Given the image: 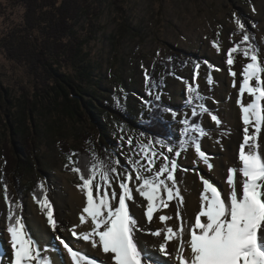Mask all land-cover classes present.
<instances>
[{
    "label": "rangeland",
    "instance_id": "rangeland-1",
    "mask_svg": "<svg viewBox=\"0 0 264 264\" xmlns=\"http://www.w3.org/2000/svg\"><path fill=\"white\" fill-rule=\"evenodd\" d=\"M8 5L7 0H0V38L24 14L21 7L5 9ZM92 5L99 16L94 39L89 40L86 17L76 30L78 37L88 40L84 59L97 65L102 80L97 99L124 106L143 121L152 101H163L173 108L166 118L174 122L176 145L155 146L138 131L121 129L113 136L111 169L100 165L90 180L83 182L65 166L71 164V158L63 154L59 140H66V147L80 144H76L75 135L85 126L66 122L62 138L46 139L42 129L35 141L31 136L17 137L18 157L33 161V165L32 172L20 171L12 182L4 154L14 145L6 106L0 100V222L6 213L10 233L21 236L24 230L37 231L23 223L24 206L32 201L38 208L47 200L55 205V194L65 181L90 192L98 201L148 193L158 196L170 188L184 187L191 181L189 162L193 168L214 166L215 153L209 144L220 148L231 143L236 127L225 104L235 106L237 100L248 98L247 107L237 117L243 129L252 131L247 142H255L264 130V0H92ZM167 68L171 70L165 75ZM30 71L26 63L8 58L0 48V93L8 90L13 100L11 111L15 99L35 91ZM152 77L160 79L164 87L149 89ZM48 119L46 124L54 123ZM45 122L46 118L40 119L39 127ZM240 143L243 152L247 143ZM254 161L253 173L264 183V162ZM263 206L260 201L256 212ZM53 240L58 239L54 236ZM4 246L0 238L3 254L8 251ZM50 263L48 255L38 261Z\"/></svg>",
    "mask_w": 264,
    "mask_h": 264
},
{
    "label": "bare ground",
    "instance_id": "bare-ground-1",
    "mask_svg": "<svg viewBox=\"0 0 264 264\" xmlns=\"http://www.w3.org/2000/svg\"><path fill=\"white\" fill-rule=\"evenodd\" d=\"M247 101L223 106L234 108L231 143L209 144L214 166L189 162L191 181L184 187L98 201L65 181L55 189V205L24 206L23 223L37 231L21 236L8 232L4 213L0 238L8 251L0 250V264H38L47 255L50 264H264V206L256 212L264 205V183L253 173L254 158L264 162V130L247 142L252 131L237 118Z\"/></svg>",
    "mask_w": 264,
    "mask_h": 264
},
{
    "label": "trees",
    "instance_id": "trees-1",
    "mask_svg": "<svg viewBox=\"0 0 264 264\" xmlns=\"http://www.w3.org/2000/svg\"><path fill=\"white\" fill-rule=\"evenodd\" d=\"M7 1L9 5L5 9L21 7L24 14L21 21L0 38V48L8 58L28 65L35 90L15 99L12 111L10 105L13 100L8 90L0 93L14 145L9 154H4L8 165L6 173L12 176V182L16 173L32 172L33 165V161L18 157L17 137L31 136L33 141L38 140L36 135L40 129L46 139L63 137L66 122L88 129V133H84L85 130L76 133L78 145L67 144L66 147L67 141L59 138L63 154L71 158V164L65 166L77 173L83 182L90 180L100 165L105 170L106 167L111 169L108 164H113L110 158L112 151L115 152L113 136L121 129L138 131L155 146L176 145L174 122L166 118L173 108L163 101L154 99L147 119L143 121L124 106L97 99L95 94L102 80L99 79L97 65L84 59L83 49L88 40L78 37L76 30L86 17L89 40L94 39L93 32L99 28V16L98 9H93L92 0ZM166 70L165 75L171 69ZM148 86L154 89L164 87V84L152 77ZM0 106L3 107L1 102ZM42 118H46L45 124L48 118L54 123L40 128L39 120ZM33 147L34 143L30 149L32 155Z\"/></svg>",
    "mask_w": 264,
    "mask_h": 264
}]
</instances>
